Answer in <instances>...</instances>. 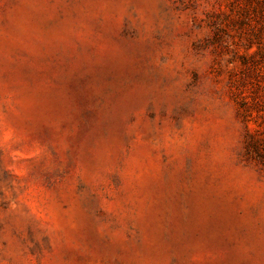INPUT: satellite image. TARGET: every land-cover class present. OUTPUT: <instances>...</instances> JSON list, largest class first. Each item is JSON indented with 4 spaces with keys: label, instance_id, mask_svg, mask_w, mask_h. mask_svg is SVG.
<instances>
[{
    "label": "rangeland",
    "instance_id": "rangeland-1",
    "mask_svg": "<svg viewBox=\"0 0 264 264\" xmlns=\"http://www.w3.org/2000/svg\"><path fill=\"white\" fill-rule=\"evenodd\" d=\"M0 264H264V0H0Z\"/></svg>",
    "mask_w": 264,
    "mask_h": 264
}]
</instances>
